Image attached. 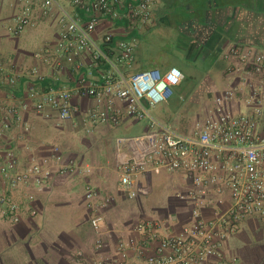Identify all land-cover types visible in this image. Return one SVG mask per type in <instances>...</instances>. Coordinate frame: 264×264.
Here are the masks:
<instances>
[{"label":"built area","instance_id":"obj_1","mask_svg":"<svg viewBox=\"0 0 264 264\" xmlns=\"http://www.w3.org/2000/svg\"><path fill=\"white\" fill-rule=\"evenodd\" d=\"M157 1L14 0L12 14L3 19L11 37L40 23L51 24L54 35L34 53L37 64L20 76L0 63V88L6 90L5 101L0 102V179L5 185L0 192V222L20 219L23 205L11 197V190L20 184L41 186L52 173L47 158L19 170L6 141L21 121V111L72 120L87 133L145 122L141 133L116 138L122 191L128 198L145 194L164 172L180 173L192 185L178 195L189 208L188 220L178 232L163 234L160 220H139L123 236L102 227L94 205L99 194L87 184L84 200L92 212L95 254L77 252L71 264H224L221 248L227 235L247 217L264 218V52L229 47L223 58L230 63L229 70L241 76L240 86L216 96L202 121L183 133L151 114L173 96L183 72L176 66L135 68L133 33L150 23ZM61 75L70 77L71 83ZM243 89L248 109L234 113L226 103ZM76 98L90 99L92 104L83 107ZM52 152L58 174L77 172L72 160L63 163L57 147ZM224 197L228 203L212 217L202 215L203 209L222 203ZM111 202L109 196L101 199L102 206ZM168 219L172 221L171 216ZM110 248L114 254L103 255Z\"/></svg>","mask_w":264,"mask_h":264},{"label":"crops","instance_id":"obj_2","mask_svg":"<svg viewBox=\"0 0 264 264\" xmlns=\"http://www.w3.org/2000/svg\"><path fill=\"white\" fill-rule=\"evenodd\" d=\"M13 2L0 0V63L20 76L23 70L37 64L34 53L52 41L54 29L51 24L40 23L29 27L25 34L9 36L3 28V19L12 14ZM133 35L136 37V69L150 66L164 70L176 66L183 72L184 79L198 81L184 100L183 94L177 92L180 85L176 87L175 94L182 99L181 103L175 105L174 99L166 101L169 113L159 117L166 124H177L181 120L192 122L195 116H205L214 107L215 97L225 89L240 86L241 76L232 73L230 63L223 58L229 47L238 45L264 52V0H158L152 7L150 23ZM60 78L71 83L67 75ZM18 86L21 91L24 83ZM204 92L212 93L213 98L206 100ZM18 94L21 97V93ZM246 97L247 91L239 90L227 101L226 107L234 113L247 110ZM5 98L6 90L1 87L0 102ZM75 101L83 107L92 104L86 98ZM20 116L21 121L11 129L6 141L17 157L19 170L31 161L47 158L52 173L41 186L20 184L10 191L11 197L23 205V210L18 222H0V264H71L77 252L93 256L96 235L90 225L92 212L84 200L87 184L99 194L94 205L102 218V227L116 234H130L129 219L133 215L141 220H160L163 234L178 232L181 224L188 220L189 208L178 195L186 194L192 185L180 173H162L145 193L163 188L165 197L155 202L162 204L173 196L167 190L175 191L173 197L186 208L180 213H170L167 218L161 217L162 210L157 205V213L151 214L144 211V202L138 195L128 198L122 191L118 181L117 148L113 144L107 148L106 139L111 132L124 131L136 123L98 127L85 137L82 125L72 120H59L54 115L45 117L30 111H21ZM168 120L171 122L167 123ZM143 124L145 128L146 123ZM102 141H105L103 147ZM84 144L88 146L84 148ZM53 147H57L64 164L69 160L75 163L77 172H56L58 165ZM4 188L0 179V192ZM29 194L32 200H28ZM108 196L112 202L102 206L101 199ZM227 203L224 197L222 203L203 209L202 215L210 218L217 208ZM32 209L34 214H31ZM221 250L226 258L224 264H264V218L250 216L240 221L227 235ZM102 253L112 255L114 249Z\"/></svg>","mask_w":264,"mask_h":264},{"label":"rangeland","instance_id":"obj_3","mask_svg":"<svg viewBox=\"0 0 264 264\" xmlns=\"http://www.w3.org/2000/svg\"><path fill=\"white\" fill-rule=\"evenodd\" d=\"M25 33H26V31H24V34ZM49 36H50V33H49ZM145 68H151V67L150 66H146ZM197 82L198 81L196 79H189V78H185L184 80H182V82L180 83L179 89H177V92H181L183 94L182 95V97H183L182 99L183 100H184V98H185V96L187 94L191 93L194 90V88L197 86ZM203 94H204L206 100H209V99L213 98V94L210 93V92H204ZM171 99H174L173 101H175V105L176 104L178 105V102L181 103V101H182V99H179L178 95L175 94V92H174L173 96L169 100H171ZM165 104L166 103H162V104L156 106L154 109H152L151 114L154 117L159 118L161 116V114L169 113V111L167 112ZM170 113H171V111H170ZM203 117L199 116L197 118L195 116L191 120L192 122H188V120H186V121L185 120L184 121L181 120V121H179V123L173 124V123H169L171 121L168 120L167 123H169V125L172 126L173 128H175V129H177V130H179V131H181L183 133H187V132L192 131L195 123L197 121H202ZM143 123H145V122H140V123H136L135 125H131L130 128H128V129H126L124 131L117 130V131L111 132L110 136H107V139H106L107 148L111 147L112 144H113V146L114 145L116 146V140L115 139L117 137H119V136L136 135V134L141 133L144 130V124ZM82 130L84 132L85 137H87L86 134H88V133L85 132L84 129H82ZM104 142L103 141L101 142V146L102 147L104 146ZM87 146H88V144L87 145L84 144V148H86ZM90 148H93V143H91V142H90ZM170 180L171 179H169V181ZM165 190H167V189H165ZM163 192H164V190H163V188H161V189H158L156 191L154 190V191H152L150 193H147V194H143V195L142 194H138V197H140L141 201L144 202V204H143L144 211H149L151 214H155V213H157V209L156 208L158 206L162 210V212H161V215H162L161 217L162 218H167V216L170 213H173V212L174 213L175 212L176 213H180L181 211H184L186 206L184 205L183 202H181L179 200H176L175 199L176 197L175 198L173 197L174 193H175V191L173 189H168L167 190L168 194L173 195L172 198H170L169 202H164L162 204H156L155 202L157 201V198L160 197L161 199H163L165 197V194ZM146 199H147V201H146ZM155 205H157V206H155ZM153 207L155 209H152ZM181 216L185 217L184 214H182ZM161 217H159V218L161 220H163ZM139 220H141V218L137 217V215L131 216V218L129 219L130 225H132L133 223H135L136 221H139Z\"/></svg>","mask_w":264,"mask_h":264}]
</instances>
